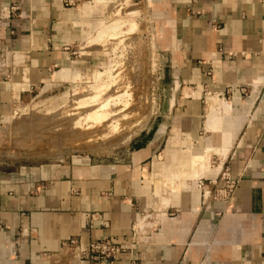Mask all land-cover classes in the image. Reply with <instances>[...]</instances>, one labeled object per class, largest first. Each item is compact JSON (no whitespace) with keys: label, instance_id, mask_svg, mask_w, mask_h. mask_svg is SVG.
<instances>
[{"label":"crops","instance_id":"1","mask_svg":"<svg viewBox=\"0 0 264 264\" xmlns=\"http://www.w3.org/2000/svg\"><path fill=\"white\" fill-rule=\"evenodd\" d=\"M106 1L0 0V121L58 86L54 72H80L73 42ZM136 2L158 57L153 113L101 157L0 159V264H87L70 237L123 246L93 264H264V0ZM208 148L219 160L202 178L227 170L228 197H202L200 176L174 193L154 182Z\"/></svg>","mask_w":264,"mask_h":264},{"label":"rangeland","instance_id":"2","mask_svg":"<svg viewBox=\"0 0 264 264\" xmlns=\"http://www.w3.org/2000/svg\"><path fill=\"white\" fill-rule=\"evenodd\" d=\"M144 12L143 3L136 0H114L105 5L102 16L85 25L87 31L81 32L72 44L77 51L74 55L79 54V61L85 60L80 63L84 66L79 68L80 72L70 67L59 69L54 72L62 79L58 86L41 91L28 102L14 103L4 113L0 121L1 160L55 163L79 157L94 159L116 150L145 125L158 102L160 83L153 31ZM96 84L103 86L100 99H104L105 94L109 97L124 95L121 98L127 101V106L121 108L126 109L121 111V117H125L119 116L117 123H112L114 128L111 125L105 127L103 134H77L75 128L70 130L71 127L65 124L69 122L64 121L67 113L64 111L85 100L90 102ZM211 151L215 150L208 148L205 154L196 153L184 158L182 163L178 162L177 169L164 167L157 173L162 176H157L154 182L159 181L162 189L168 186L174 193L184 170L189 171L194 182L198 176L203 177L215 169L213 165L219 156ZM222 171L220 169L217 176L209 178H215L217 182ZM155 194L159 195L157 189Z\"/></svg>","mask_w":264,"mask_h":264},{"label":"bare ground","instance_id":"3","mask_svg":"<svg viewBox=\"0 0 264 264\" xmlns=\"http://www.w3.org/2000/svg\"><path fill=\"white\" fill-rule=\"evenodd\" d=\"M68 71V70H67ZM67 73V72H65ZM65 76V75H64ZM108 84H106L107 86ZM97 86V87H96ZM96 89L93 93H91V100H88L90 102H80L78 104V106L71 108L69 107V109L65 110L64 112H67L64 116V121L69 122V123H65L68 124V127L71 129L70 130H75V132L78 133H87L88 136L90 134H103L104 128L105 127H111L114 125L112 123H117V121L120 119L121 117V111L124 109H121L123 106H127L126 104V100L123 101V98H121L124 95H118V97H114L111 95V97L107 96L105 94V98L104 99H100V94L101 92H104L103 90V86L101 84H96ZM94 87V88H95ZM110 88V87H109ZM116 90V89H115ZM111 90H109L110 92ZM113 92V91H112ZM111 92V94H112ZM119 93L118 91L116 92V94ZM132 94V93H131ZM134 94V93H133ZM113 95L114 92H113ZM89 98V99H90ZM106 99V100H105ZM140 99V98H139ZM142 99V98H141ZM129 103V102H128ZM126 104V105H125ZM81 105H85V107L80 108ZM135 106V105H134ZM72 107V106H71ZM130 107V106H129ZM128 107V108H129ZM126 108V107H125ZM135 108V107H134ZM136 109V108H135ZM138 109V108H137ZM64 110V109H63ZM126 109H124L125 111ZM131 110V109H130ZM137 111V110H136ZM124 113V112H123ZM129 113V111H128ZM131 113V111H130ZM129 113V114H130ZM137 113V112H136ZM127 114V113H126ZM61 115V114H60ZM123 115V114H122ZM128 115V114H127ZM70 116V117H69ZM120 116V117H119ZM122 117H125L122 116ZM121 117V118H122ZM56 120V119H55ZM123 120V119H122ZM58 121V120H57ZM130 120H128L129 122ZM122 122V121H121ZM127 123V122H126ZM212 123V122H211ZM122 124V123H121ZM70 125V126H69ZM130 126V125H129ZM67 127V128H68ZM79 127V130H76V128ZM126 127V126H125ZM68 128V130H69ZM114 128V126H113ZM86 134V135H87ZM202 163V162H201ZM199 164V163H196ZM201 165V164H200ZM209 168V167H208ZM196 170V169H195ZM197 172V171H196ZM185 174L182 175V179L178 185V190L175 189L174 191H179L180 189L186 188L188 187V185L191 183V181L193 180V177L190 176L189 171L184 170ZM199 173V172H198ZM196 174V173H195ZM189 175V176H188ZM192 175V173H191ZM190 181H189V180Z\"/></svg>","mask_w":264,"mask_h":264},{"label":"built area","instance_id":"4","mask_svg":"<svg viewBox=\"0 0 264 264\" xmlns=\"http://www.w3.org/2000/svg\"><path fill=\"white\" fill-rule=\"evenodd\" d=\"M67 4H75L79 0H63ZM11 9L17 8L16 4L10 5ZM215 178H198L197 184L201 187L202 197L211 195L216 198L228 197L234 189L236 179L231 177L227 170H223L217 182ZM206 180V182H203ZM142 225H135L133 227L134 234L140 231ZM134 240L132 239L131 242ZM62 248H64L71 256L76 257L83 263L93 264L97 260H109L121 252L123 246L114 243L111 239L106 237L101 239H90L88 241H81L77 238L70 237L63 241Z\"/></svg>","mask_w":264,"mask_h":264}]
</instances>
